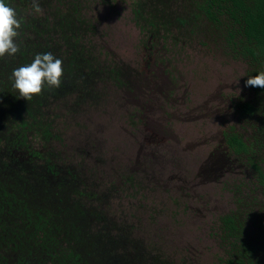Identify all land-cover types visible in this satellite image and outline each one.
<instances>
[{"label": "rangeland", "instance_id": "374dc122", "mask_svg": "<svg viewBox=\"0 0 264 264\" xmlns=\"http://www.w3.org/2000/svg\"><path fill=\"white\" fill-rule=\"evenodd\" d=\"M110 2L93 5L88 45L99 61L118 64L122 78L65 82L47 109L61 139L34 146L57 151V164L97 195L101 222L128 223L124 230L156 245L165 263L226 264L224 215L264 238V186L247 161L264 172V92L245 86L255 66L210 24L174 46L159 34L147 39L128 0ZM246 101L256 106L251 115ZM232 132L248 153L231 150Z\"/></svg>", "mask_w": 264, "mask_h": 264}, {"label": "trees", "instance_id": "16d2710c", "mask_svg": "<svg viewBox=\"0 0 264 264\" xmlns=\"http://www.w3.org/2000/svg\"><path fill=\"white\" fill-rule=\"evenodd\" d=\"M5 2L22 20L16 38L20 51L0 57V264H167L156 245L143 244L124 230L128 223L101 222L97 195L75 180L69 168L57 164L63 159L57 151L45 153L33 143L60 141L56 120L47 117V109L68 84L86 86L90 79L113 83L122 78L118 64L99 61L94 45H88L97 22L89 15L93 5L113 4L110 0H36L42 9L37 13L33 0ZM128 4L147 39L159 34L180 45L183 36L205 32L210 24L230 49L255 66L252 75L264 71V0H128ZM47 52L63 61L61 84L57 88L45 83L39 95L26 100L12 86L13 69ZM251 88L264 92V88ZM86 93L85 99H94ZM241 108L251 115L256 106L246 101ZM226 141L239 156L250 151L234 132L227 134ZM247 161L264 186L259 163L249 155ZM61 174L65 177H58ZM220 219L228 236L225 263L264 264L261 234L252 236L254 230L245 235L234 213ZM257 227L262 230V224Z\"/></svg>", "mask_w": 264, "mask_h": 264}, {"label": "clouds", "instance_id": "9594fccd", "mask_svg": "<svg viewBox=\"0 0 264 264\" xmlns=\"http://www.w3.org/2000/svg\"><path fill=\"white\" fill-rule=\"evenodd\" d=\"M33 7L37 13L42 9L36 0ZM22 18L18 19L14 8L0 0V57L5 54L11 56L20 51L17 42ZM63 61L55 58L51 52L35 55L29 64L13 69L11 78L14 80L13 88L19 91V95L30 100L34 95H39L45 83L50 87H59L63 75ZM245 86L264 88V71L251 75L245 81Z\"/></svg>", "mask_w": 264, "mask_h": 264}]
</instances>
